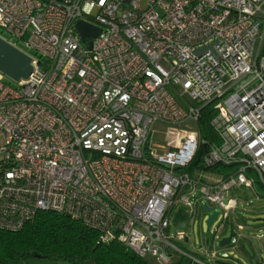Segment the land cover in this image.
Here are the masks:
<instances>
[{
    "label": "built area",
    "instance_id": "built-area-1",
    "mask_svg": "<svg viewBox=\"0 0 264 264\" xmlns=\"http://www.w3.org/2000/svg\"><path fill=\"white\" fill-rule=\"evenodd\" d=\"M0 39L32 67L14 87L0 73V231L52 212L155 264H204L170 217L199 194L226 220L230 189L264 187V0H0Z\"/></svg>",
    "mask_w": 264,
    "mask_h": 264
},
{
    "label": "trees",
    "instance_id": "trees-1",
    "mask_svg": "<svg viewBox=\"0 0 264 264\" xmlns=\"http://www.w3.org/2000/svg\"><path fill=\"white\" fill-rule=\"evenodd\" d=\"M260 53L264 55V42ZM212 116L210 106H205L200 120L204 140H216L209 128ZM206 151L207 148L201 146L196 157L199 159ZM30 256L69 264H155L137 257L116 242L99 243L97 234L81 222L52 212L39 213L18 232L0 231V264L23 262ZM171 264H183V259Z\"/></svg>",
    "mask_w": 264,
    "mask_h": 264
},
{
    "label": "rangeland",
    "instance_id": "rangeland-1",
    "mask_svg": "<svg viewBox=\"0 0 264 264\" xmlns=\"http://www.w3.org/2000/svg\"><path fill=\"white\" fill-rule=\"evenodd\" d=\"M258 45V44H257ZM48 64L41 62L39 69L45 71L48 69ZM4 82L11 87L15 83L9 78L3 76ZM227 197L236 199V210L231 212L225 220L223 213H220L217 220L210 227V236L206 237L205 221L208 215L202 209L203 200L199 194H195L191 199V204L196 205L194 215L189 214V208L179 203L174 208L170 217V233L172 236L176 234H185L188 237L187 242L173 240L175 246L185 254L192 255L197 259L210 264L220 263L216 258H211L210 254L217 253L219 258L221 254L226 253L230 259L235 260L236 264H249L248 255L252 257V264H257L254 259L253 246L248 238H251L253 243L259 244L257 241L260 235L264 236V187L259 184L252 189L243 187H233L227 193ZM237 225L243 227L242 231L237 230ZM230 231H234L239 236L238 242L235 243V238L231 244L224 248H219L218 244L221 239L228 237ZM256 245V246H257ZM243 248L245 253L243 252ZM178 258V256H175ZM215 262V263H214ZM188 260L183 258V264H187ZM15 264H69L66 262L50 261L44 258L30 256L23 262Z\"/></svg>",
    "mask_w": 264,
    "mask_h": 264
},
{
    "label": "water",
    "instance_id": "water-1",
    "mask_svg": "<svg viewBox=\"0 0 264 264\" xmlns=\"http://www.w3.org/2000/svg\"><path fill=\"white\" fill-rule=\"evenodd\" d=\"M76 30L80 35L82 41L86 38H95L100 33L99 29L89 26L82 22H78L76 24ZM201 52H203V50H199L197 54L200 55ZM0 73L5 77L9 78L14 83L27 80L29 75L32 73L30 58L15 47L3 41L2 39H0ZM203 210L208 215L205 221V225L206 237H209L210 227L217 220L219 213L213 212V210L208 208L206 205L203 206ZM65 217L72 219L70 215H66ZM233 238L234 233L233 231H230L228 237L221 239L218 244V247L224 248L228 246L229 244H231Z\"/></svg>",
    "mask_w": 264,
    "mask_h": 264
},
{
    "label": "crops",
    "instance_id": "crops-1",
    "mask_svg": "<svg viewBox=\"0 0 264 264\" xmlns=\"http://www.w3.org/2000/svg\"><path fill=\"white\" fill-rule=\"evenodd\" d=\"M242 230H243V227H242ZM242 230H238V231H242ZM233 233H234L235 243H237L239 236L234 231H233ZM248 239H249V241H251V245L253 246V253H254L253 256H254V259H255L256 263L257 264H264V236L260 235V238L257 239V241H259L258 245L253 243L251 238H248ZM242 253H245L244 248H243V252ZM249 253L246 252L245 254L248 255L249 264H252V257H251V255ZM224 254H226V253H224ZM218 262H220V263H215V262L214 263L215 264H236L235 260L230 259V258H228V260H226V261H219L218 260ZM204 264H210V263L204 262Z\"/></svg>",
    "mask_w": 264,
    "mask_h": 264
}]
</instances>
